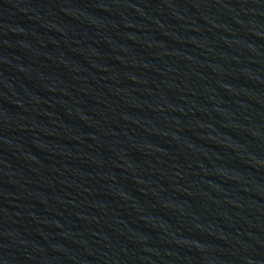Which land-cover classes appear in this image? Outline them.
I'll list each match as a JSON object with an SVG mask.
<instances>
[{
  "label": "water",
  "instance_id": "95a60500",
  "mask_svg": "<svg viewBox=\"0 0 264 264\" xmlns=\"http://www.w3.org/2000/svg\"><path fill=\"white\" fill-rule=\"evenodd\" d=\"M0 264H264V0H0Z\"/></svg>",
  "mask_w": 264,
  "mask_h": 264
}]
</instances>
